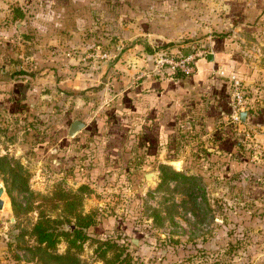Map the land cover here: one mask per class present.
<instances>
[{
    "label": "crops",
    "instance_id": "0c3cea01",
    "mask_svg": "<svg viewBox=\"0 0 264 264\" xmlns=\"http://www.w3.org/2000/svg\"><path fill=\"white\" fill-rule=\"evenodd\" d=\"M17 5L15 10L23 16L14 18L9 7V19L0 28L5 40L15 41V54L21 59V66L15 65L10 74L17 68L25 71L22 60L30 59L38 77L29 86H22L26 92H16L15 100L2 103L0 115L11 119L14 114L6 109L13 102L21 103L22 121L18 119L17 126L28 122L27 129L34 128L35 134L27 132L22 148L31 147L40 155L47 148L46 155L56 152L62 141L63 151L58 158L54 156V161H63L69 169L78 167L85 173L90 168L104 169L99 176L103 181L97 184L103 186L113 178L118 188V179L126 169L134 173L155 168L157 173L151 175L156 174L158 180L160 164L183 171L185 156L190 152L185 140L195 135L200 120L231 122L235 128L246 124L231 119L226 76L235 75L232 69L236 70L238 63L248 66L240 53L246 49L247 38L242 25L264 24V0H33L31 4L25 0ZM239 16L245 22H239ZM165 17L168 19L163 20ZM141 22L146 25L144 29ZM217 22L224 28L233 26L232 34L218 30ZM216 26L218 29H213ZM188 37L195 39L190 44L208 48L206 59L197 58L192 74L138 76L145 70L140 69L141 65H146L143 53L142 57L136 55L138 50H153L156 41L167 44ZM187 45L178 49L186 51ZM26 46L32 49L31 54H26ZM4 47L0 56L7 53L5 56L10 57ZM57 53L62 54L60 67H43L44 62L59 57ZM208 53L213 55L211 60ZM8 66L3 67L6 70ZM46 71V78L40 76ZM31 84L37 85L39 92L28 101ZM39 105L44 107V118ZM27 113L31 117L28 121ZM74 119L84 122V127L72 137H58L50 146L54 133L64 130L66 123L68 128ZM81 183L91 188L96 185ZM92 190L87 199L95 196L96 190Z\"/></svg>",
    "mask_w": 264,
    "mask_h": 264
},
{
    "label": "rangeland",
    "instance_id": "374dc122",
    "mask_svg": "<svg viewBox=\"0 0 264 264\" xmlns=\"http://www.w3.org/2000/svg\"><path fill=\"white\" fill-rule=\"evenodd\" d=\"M1 1L5 0H0V28L6 25L9 19V7H12L10 12L14 15L15 9L18 8L17 4L25 0H14L10 4ZM28 1L31 4L33 0ZM247 9L249 8L246 7L245 12L249 16L250 10ZM220 16L223 17L221 14ZM166 19L168 18L165 17L163 20ZM241 19V16L237 17L239 22H245ZM219 23L217 22V26L220 29L217 26L213 29L232 34L230 27L233 26L224 28ZM144 25V22H141L143 29L146 27ZM173 29L175 31V28ZM242 29V33L247 32V38L246 49H242L244 53L240 52L245 61L241 60L248 64L245 68H249L245 72L248 79H243L245 99L246 103H249L245 109L264 113V24L242 25ZM251 32L253 34H250ZM193 37L167 44L156 41L154 49L174 52L185 44H189L187 50H190L192 45L199 46L201 50L208 49L203 44H190L195 40ZM10 39L5 40L4 35H0V50L6 46L10 51L8 53L10 57L5 56L7 53L0 56V76L9 77L7 81L0 82V96L4 94L8 101H13L17 98L16 92H26L22 86H29L38 76L36 69L28 62L30 59L22 60L26 69L25 76L10 75L15 65L21 66V59L15 54V41ZM124 46L121 47V51H124ZM257 48H260V52L256 50ZM24 49L26 54L32 53L31 48L26 46ZM137 52V56L142 57L140 53L145 56L146 65H141L140 69H147L150 64L147 56H150L152 50L140 49ZM56 55L59 56L58 53ZM61 59L62 54L44 62L43 67L50 65L60 67ZM6 64L10 65L7 71L3 67ZM40 76L46 78L48 72ZM228 86L230 91V83ZM37 92H39L37 85L31 84L27 94L28 101H33L32 94ZM18 102H13L11 107L6 109L8 113L14 114L11 119L0 115L7 125L5 126L0 119V156L10 158L6 159L7 161H0V187L4 190L1 195L4 205L3 209H0V261L4 264H40L36 259L33 263L26 261L32 254L25 247L35 244L30 231L40 216L53 220L57 231L71 233L75 229L76 219L68 215L63 207L66 206L64 200H69L71 194L77 192L79 185L83 184L81 182L96 184L91 185L96 193L89 199L86 198L89 197L87 194L84 195L80 204L76 201L78 212L82 215L89 214L94 222L104 224V227L101 225L98 229L95 226L86 229L85 232H88L90 237L83 242L78 241L77 249H70L83 264H264V123L253 124L245 121V125H237L236 129L231 122L213 124L200 120V124H197L198 129H194L195 135L185 140L190 147L185 162L193 155V148L198 146L202 150L210 148L209 152L218 155L215 163L222 166L211 182L206 183L200 179L201 189L191 186L185 195L180 194L183 192L181 190L183 185L176 190L175 184L169 183L171 191L158 189L159 180L156 174L149 178L145 176L146 173H157L155 168L149 167L130 177L123 172L122 177L118 179L120 181L118 188L114 179L108 178L101 191L103 186L97 183L103 181L99 176L101 172H105L104 169L90 168L85 173L78 167L69 169L63 161H54V156H61L62 141L58 143L59 149L56 148V152L54 150L45 155L47 151L45 148L44 156L38 153L40 156L37 158L35 156L37 152L31 147L22 148L27 132L34 128L28 130V122L17 126L18 119L22 121L19 115L22 107ZM2 103L0 100V110L4 108ZM38 110L42 118L46 117L42 111L44 107L39 105ZM4 115L6 116L5 113ZM30 118L27 113L25 120L28 121ZM32 122L35 124V120ZM220 125L224 126L220 128L221 130L225 129L230 134L225 139L230 144L225 145L224 140L217 142V137L221 138L222 135L219 128L215 127ZM22 126L26 130L24 133L21 131ZM214 128L216 130H213ZM67 129L66 123L64 131ZM211 131L214 133H210ZM32 132L34 134V131ZM203 133L210 134L203 136ZM238 140L242 141L239 146L236 145ZM44 147L45 145L42 149ZM228 148L237 151L241 157L228 153L226 157L228 160L231 159L232 163L227 167L221 156L223 150ZM32 154H35L34 157ZM248 160L252 163L251 170L244 167L247 166ZM16 164L22 166L21 171H25L22 177L24 181L27 179L25 183L23 181L20 183L21 188L13 183L15 179L19 180L21 177H14L10 171ZM208 164L210 162L202 160L200 166ZM7 188L10 189L9 192L6 191ZM172 204L178 207L165 217L163 206ZM151 209H161L164 220L161 222L155 219ZM102 228L104 232L98 233ZM105 240H112L118 244L115 245L116 248L124 249L119 259H115V248L107 251L104 258L100 257L97 251L98 242ZM67 249L65 237H60L54 250L57 253H64ZM35 253L37 255L40 252L36 250ZM44 255L42 256L46 257Z\"/></svg>",
    "mask_w": 264,
    "mask_h": 264
},
{
    "label": "trees",
    "instance_id": "16d2710c",
    "mask_svg": "<svg viewBox=\"0 0 264 264\" xmlns=\"http://www.w3.org/2000/svg\"><path fill=\"white\" fill-rule=\"evenodd\" d=\"M22 16H23L22 12L16 10V13H14L13 17L18 18ZM188 51L189 50L186 49L185 52H188ZM203 58L206 59V56H204ZM236 67H237L236 70L232 69V71L235 73V76L237 75L236 77L242 80L248 79L247 75H245V72H247L249 68L248 69L245 68L246 66L242 65L241 63H238ZM10 75H12V77L25 76L26 73L24 70L17 68ZM8 79H9L8 76H4V77L0 76V82L7 81ZM2 95L3 96H0V100L3 103L7 102V99H8L7 96H4V94ZM247 113L248 115H247L246 122H251L253 124L264 123V113H257V112H254L248 109H247ZM30 124L34 125L33 123H30ZM219 130L221 131L222 137L220 138V136H218L217 142H219L220 140L221 141L224 140L225 142L223 143L225 145L230 144L228 140H225L230 134L225 129H222V130L219 129ZM220 131H218L219 134H220ZM61 136H66V132L64 130L54 133L53 137H51L50 145H52L54 141L58 137H61ZM241 142H242L241 140H238L236 142V145L239 146ZM229 149L231 148L223 150V154L221 156V158H224L227 167L230 165V163H232L231 159L228 160V158L226 157L228 153L229 154L234 153L236 156H238V158L241 157L237 151L229 150ZM192 151H194L192 152L193 155L191 156V158H188V160H186L183 171H177L173 169L170 165H166V164H160L158 166V171H159L158 189H166V190L171 191V188H169L170 187L169 183L171 181H174L175 182L174 188H176V190L178 189L179 186L183 185V187L181 188L183 192H181L180 194L185 195L186 191L189 188H191V186H194L197 189H201L202 184H201L200 179L201 180L203 179V181H205L206 183H209L211 182V180H213L216 177L219 170L222 169L221 164L215 163L216 158H218L217 157L218 155L216 153L209 152V150H202L198 146H196V148H193ZM36 152H37V155L35 156L37 158L40 155L38 154L39 153L38 151ZM242 157L245 158V156L243 155ZM6 159H10V158L7 156H0L1 162L7 161ZM202 160H206V163L210 162V164L200 166V163ZM248 162L246 163L247 166L244 165V167H246V169L251 170L252 163L250 162L248 163ZM21 170H22V166L19 164H16L15 166H13V168L10 169L14 177H21V179L19 178V180L15 179V181H13V183L14 182L16 183V187H20V188L22 187L20 183L22 181L23 183L27 181V179L24 181L22 177L23 174H25V171H21ZM188 171H191L192 174H188ZM124 174L127 177H130V176L138 175V172L132 173L129 171L128 173V170L126 169L124 171ZM25 188L27 189V187ZM6 191L9 192L10 189L7 188ZM92 191L93 190L89 185L81 184L77 188V192H73L71 194V198L69 200L68 199L64 200L66 203V206L63 207V209L68 215L73 216L77 221L75 223V229L71 233L65 232V231H57L54 228L53 220L45 216H40V218L33 224L31 231H30V235L34 239L35 244L25 246L26 249L30 251L32 254L31 258L26 260L27 262L33 263V261L38 260L40 264H83L79 260L77 255L72 253L70 249H77L76 247H78L77 245L78 241L83 242L84 240L88 239V237H90L88 232L87 233L85 232L86 229L90 227H94V226L98 229V227H100L101 225H103L104 227L103 222L102 223H100L99 221L94 222V220L91 218V216H89V214L82 215L77 210V207H76L77 202L78 204H80L82 201V197L86 194L89 195L90 193H92ZM177 207L178 206L176 204H172L170 206L168 205L163 206L162 209H163V212L165 213V217L168 216V214H171L173 209ZM161 212H162L161 209H151L152 216L155 219L160 220L162 222L165 217L161 215ZM102 232H104L103 228L99 229L98 233H102ZM60 237H65V240L68 243V249L64 253H57L54 250ZM98 243L99 244L97 246V251L100 257L102 258H104V256H106V252L111 250L112 248H115L116 250L115 259H119L124 251L123 248H116L115 245H118V244L112 240L100 241ZM120 247L122 246L120 245ZM36 250L40 252L37 255H35ZM42 255L46 257H43Z\"/></svg>",
    "mask_w": 264,
    "mask_h": 264
},
{
    "label": "built area",
    "instance_id": "2783aa9c",
    "mask_svg": "<svg viewBox=\"0 0 264 264\" xmlns=\"http://www.w3.org/2000/svg\"><path fill=\"white\" fill-rule=\"evenodd\" d=\"M197 45H192L188 52L177 49L172 52L167 49L156 50L153 48L147 60L150 64L140 75L154 74L162 77L187 76L194 72L197 58L206 55V50H201ZM260 52V48L256 49ZM103 56H105L103 54ZM148 62V61H147ZM223 74V72L221 71ZM230 83L231 94V119L239 122L238 113L246 108L245 88L243 80L233 74L226 76Z\"/></svg>",
    "mask_w": 264,
    "mask_h": 264
},
{
    "label": "water",
    "instance_id": "95a60500",
    "mask_svg": "<svg viewBox=\"0 0 264 264\" xmlns=\"http://www.w3.org/2000/svg\"><path fill=\"white\" fill-rule=\"evenodd\" d=\"M207 58L209 60H211L213 58V55L212 53H208L207 54ZM247 111L246 110H241L239 111L238 113V119L239 121L241 122H245L246 119H247ZM84 127V122H82L81 120L79 119H74L68 126V129H67V136L68 137H72L74 136L78 131H80L82 128ZM152 173H148L146 175V178H149L151 176ZM4 192L3 188L0 187V209H3V205H4V201H3V198L1 197L2 193Z\"/></svg>",
    "mask_w": 264,
    "mask_h": 264
}]
</instances>
